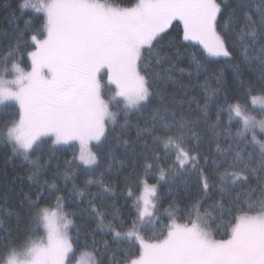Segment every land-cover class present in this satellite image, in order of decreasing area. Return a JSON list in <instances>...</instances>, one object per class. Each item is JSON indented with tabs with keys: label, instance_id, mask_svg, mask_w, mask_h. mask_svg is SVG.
<instances>
[{
	"label": "snow or ice",
	"instance_id": "obj_1",
	"mask_svg": "<svg viewBox=\"0 0 264 264\" xmlns=\"http://www.w3.org/2000/svg\"><path fill=\"white\" fill-rule=\"evenodd\" d=\"M19 8L32 15L0 57V107L14 110L0 120V144L29 167L34 227L17 246L5 219L12 213L0 216V250L7 254L0 264H77L81 249L91 250L94 264H264V75L258 84L241 80L239 93L231 100L225 95L209 122V99L201 105L187 98L185 69L178 67L196 48L191 65L199 75L209 58L232 57L235 37L243 60L264 68V0H135L127 6L23 0ZM174 22L182 32L169 40ZM25 56L30 63L22 67ZM225 112L227 147L217 142L218 155H202L201 124L217 139ZM134 115L142 120L133 125ZM130 126L133 140L125 138ZM121 145L132 157L122 192L132 201L127 216L118 208L109 212L117 186L106 173ZM64 153L71 158L45 178ZM137 168L154 174L157 184L149 185ZM81 173L83 186L76 182ZM188 173L196 176L197 196L162 213L152 199L159 200L157 185ZM60 179L65 188L71 182L69 195L78 198L71 212L65 210L69 196L58 194ZM97 232L111 234L119 259L109 240L96 241Z\"/></svg>",
	"mask_w": 264,
	"mask_h": 264
},
{
	"label": "trees",
	"instance_id": "obj_2",
	"mask_svg": "<svg viewBox=\"0 0 264 264\" xmlns=\"http://www.w3.org/2000/svg\"><path fill=\"white\" fill-rule=\"evenodd\" d=\"M22 2L23 0H0V57L7 55L10 45L15 44V39L18 34L23 32L26 28L25 22L31 18V10H25L23 12L20 10L19 5ZM111 2L120 6H127L134 3L135 0H111ZM229 3H231V0H229ZM176 24L177 22H174L173 28L169 29L171 32V36L168 38L169 40L176 38L182 32V26L176 28ZM36 26H38V23ZM179 43L188 42L179 41ZM229 47L232 48L231 58H209L210 64L207 70H202L199 75L196 74L195 66L191 65V53L198 52V49L190 47L188 49V55L181 56L180 63L178 64V67L185 69L182 79L184 84L188 85L187 98L199 101L201 105H203L206 98L209 99V122L215 121L216 111L218 106L224 103L225 95L231 100L234 95L239 93L241 90V80L245 82L251 81L258 84L261 76L264 75V68L261 67L257 60H243L242 52L239 50V41L236 40L235 37L230 40ZM183 51L184 50L181 49V52ZM24 60L25 63H22V67H26L27 64L30 63V61H27L26 56ZM188 72H192L193 75L189 77ZM192 109H196L195 103L192 104ZM13 111V109H8L7 112H4L2 107H0V120L7 119L8 114ZM189 115H192V113L189 112ZM145 116H147V113H145ZM130 119L133 125L136 124L138 119L142 120L138 115L131 116ZM227 119V113L225 112L222 114L221 127L217 129V131L221 133L217 139H210L212 137L211 130L201 124L200 134L202 137V155H218L216 153L217 142L220 144L221 148L227 147L229 141L224 135ZM117 121V131H120L119 125L123 123L122 115L117 117ZM236 130L237 128L235 124H233L231 126L232 133L234 134ZM135 134V127L130 126L125 138L133 140ZM233 147L235 148V145H233ZM114 155L115 159L111 160L113 171L112 173H106V176L114 178L117 186L116 196L109 198L110 203L114 205V208H109V212L118 208L123 215L127 216L132 201L128 200L126 202V198L122 195V192L125 188V176L132 174V157L130 151L126 150L122 145L114 148ZM66 158L70 159L71 154L64 153L58 156V160L54 159L52 166L49 168L48 172L45 173V178L51 179L53 172L56 171V163L59 162L62 167V162ZM105 160L107 161L106 156ZM121 161H124L125 163L122 164ZM209 164L211 165V161ZM106 166L107 163L105 164V167ZM28 171V166L22 165L19 160L12 158L10 149L4 144H0V216H4L6 212L12 213L10 217H5V219L9 225L8 230H11L14 233L11 239L17 244V246L24 242L26 234L32 227H34L29 216L28 205L30 200L35 199L36 190L32 187L31 182L27 178ZM117 172L119 175H117ZM136 173L142 179H146L148 183L152 185L157 184L154 174L144 176L140 168L136 169ZM84 179L85 176L82 173L78 174L76 182L80 186H83ZM57 183L60 184L63 189V191L58 194L69 196V199L65 204V210L69 212L73 211V201L78 198L70 197L69 195L68 189L71 188V182H68L66 188L62 179L58 180ZM195 183V174L188 173L183 176H176L167 184L157 185L159 200L156 202L158 203L161 212L164 213V210H167L169 205L173 203L177 204L181 209L187 207L190 200L197 196ZM130 186L135 190V182ZM96 190L95 185L90 186L91 192H95ZM137 195H139V192H137ZM88 198L89 197L86 196L84 199L87 200ZM48 200L52 210L56 209L55 200L51 198H48ZM42 206L47 205L42 203ZM75 220L77 223H80L79 217H76ZM91 227L92 225L89 223L88 228L90 229ZM72 235L75 236L74 230ZM148 235H151V233H148ZM95 239L97 242L101 241V239L109 240L110 247L117 252V259L120 258V248H118L116 242L111 240V234L97 232ZM81 243H83V240H81ZM89 243H91V240H89ZM124 251L126 252L127 249L124 248ZM84 254L91 255L92 263L94 264V256L91 254V250L81 249V252L77 254V257ZM110 255L111 253H108L105 259L107 260ZM6 258L7 254L0 250V262Z\"/></svg>",
	"mask_w": 264,
	"mask_h": 264
},
{
	"label": "rangeland",
	"instance_id": "obj_3",
	"mask_svg": "<svg viewBox=\"0 0 264 264\" xmlns=\"http://www.w3.org/2000/svg\"><path fill=\"white\" fill-rule=\"evenodd\" d=\"M33 2H36V0H33ZM218 58H225V57H218ZM114 87V86H113ZM148 183V182H147ZM149 185H152L150 183H148ZM157 190H158V187H157ZM153 201H157L156 200V197H153L152 198ZM56 209H53V211H55ZM77 264H93L92 263V259H91V255L89 254H84V255H80L77 257Z\"/></svg>",
	"mask_w": 264,
	"mask_h": 264
}]
</instances>
